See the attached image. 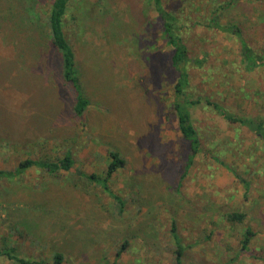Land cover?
Masks as SVG:
<instances>
[{
	"label": "rangeland",
	"instance_id": "rangeland-1",
	"mask_svg": "<svg viewBox=\"0 0 264 264\" xmlns=\"http://www.w3.org/2000/svg\"><path fill=\"white\" fill-rule=\"evenodd\" d=\"M162 4L201 62L189 69V91L203 153L187 172L188 143L169 105L170 49L152 0H71L64 33L90 101L81 120L50 46V0H0V170L68 150L74 161L69 173L31 167L0 179V251L44 264H55V252L60 264H175V228L182 264H264V142L218 111L264 118V67L246 72L239 56L240 40L264 55V0ZM110 152L124 161L108 182L121 214L86 178L104 175ZM0 264L17 263L0 255Z\"/></svg>",
	"mask_w": 264,
	"mask_h": 264
},
{
	"label": "trees",
	"instance_id": "trees-1",
	"mask_svg": "<svg viewBox=\"0 0 264 264\" xmlns=\"http://www.w3.org/2000/svg\"><path fill=\"white\" fill-rule=\"evenodd\" d=\"M70 2L71 0H50L49 11L46 17V27L48 30L50 46L56 51L60 60L61 79L66 85L71 87L74 93L75 101L72 107L73 115L78 120H81L90 105V101L84 94L79 71L76 67L75 54L64 33V19ZM152 6L161 24L162 39L165 45L170 49V57L166 68L168 73L173 75L174 82L171 86L169 105L170 111L176 120L178 132L180 133L182 139L188 143L189 154L185 163V171L187 172L192 167L196 156L203 153L199 133L194 127L191 118L192 109L198 104V102L192 99L189 91V69L192 65H200L201 62L190 57L188 47L184 43L181 34L178 18L164 9L162 0H152ZM220 29L223 31L225 30V28ZM231 31H234V29ZM239 56L240 64L246 72H255L256 70L264 67V55H259L254 52V50H252L244 40H240ZM218 111L220 116L226 122L231 125H239L247 128L249 131L254 132L256 136L264 142V118L255 119L239 117L221 108H218ZM109 157L110 163L107 165L105 173L102 177L92 174L86 176V178L89 181L98 183V185L102 187V190L114 199L117 204L119 214H121L125 206L124 201L119 196H116L111 192L108 182L117 169L124 164V161L116 152H110ZM214 157L218 162H221L218 156ZM73 163L74 161L70 150L65 152L62 159L57 158L54 160L47 157L38 159L28 158L24 161H20L14 170H0V179L11 180L20 177L31 167H36L40 171H43L51 176L58 173L60 170H64L69 173L72 171ZM222 164L228 169H231L226 166V164ZM242 217L243 215L231 214L227 216V219L235 222L240 221ZM15 232L19 235H25L27 239H30V246H34L38 242L26 232L22 233L17 229ZM170 232L175 244V264H182L183 247L181 246V240L175 231V228H172ZM12 235L15 234L12 232ZM248 242V239L243 242L242 249H246ZM125 245V243L122 244L120 251H118V255L125 248ZM14 252L15 249L7 248L0 251V255L7 257L8 260L17 264H44V261L37 263L26 260L25 258H20L15 255ZM62 260L63 255L55 252L52 257L53 263L60 264Z\"/></svg>",
	"mask_w": 264,
	"mask_h": 264
}]
</instances>
